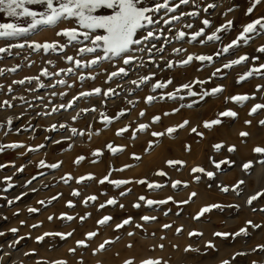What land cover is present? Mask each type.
I'll return each instance as SVG.
<instances>
[{"label":"rangeland","instance_id":"374dc122","mask_svg":"<svg viewBox=\"0 0 264 264\" xmlns=\"http://www.w3.org/2000/svg\"><path fill=\"white\" fill-rule=\"evenodd\" d=\"M156 2L157 0H144V6H154ZM172 3L178 4L179 0H172ZM207 4H215L217 7L204 12L203 9ZM250 4L251 0H195V3L180 5L176 13H168V16L199 11L198 17L185 16L180 22L174 21L171 25L161 23L141 29L138 33L140 36L144 35L148 28L163 29L158 40L146 42L147 46L155 44L156 48H164V51L159 53L153 50L152 57L155 59V64L150 62L147 53H137V55L143 56L144 67L136 66L139 61L124 66L117 58L95 66V71L87 68L80 70L85 74L99 73L95 80L86 79L80 82L74 75H64L63 73L60 77L41 78L45 85L55 82L56 79H65L68 84L73 85L71 88L66 85H57L55 89L44 87L36 91H28L27 89L30 88L37 89L35 81L31 84L26 82L24 85L12 82L39 75L40 70L44 67H47L50 72L69 67V63L61 57L76 56V49L73 47H68L65 52H49L48 54L43 51L33 52L27 47L23 50L12 49V55L0 54L2 57L0 69L5 70L4 75L0 76V85L5 86L0 91V102L7 99L11 100L14 105L12 108L0 109V123L5 122L8 117L13 118V130L7 136L4 134L7 131L6 128L0 130V143L20 142L25 145L24 148L8 149L0 153V164L15 165V167L9 166L0 169V232L5 233L4 236H0V264H37V262L51 264L56 260H65L67 264H78L81 257L83 264H124L126 259H133L135 264H140L141 260L149 257L159 258L166 264H221L225 260L230 264H253V261L256 264H264V251H253L257 245L264 244V211H262L264 196L253 201L252 205L247 204L250 196L264 191V164L257 162L264 157L252 151L255 146L264 147V126L259 124L260 120H264V110H260L255 115H249L254 104L264 103V91H256L257 85H264V76H253L244 82H236L248 68L264 63V53L257 50L261 45H264V35L254 37L248 44H241L239 48H234L224 56L215 59L213 64H201L194 60L185 67L176 66L168 69L165 66V61L183 60L188 53L212 55L219 48L230 43L242 30L244 24L259 16H264V2L256 7L251 16L245 15ZM28 7L34 11L44 10L42 5H28ZM229 8H233V11L228 12ZM225 12L227 15H224ZM161 16H164L163 9L156 14V18ZM203 19L212 22L211 27L205 30L206 34H210L216 27L229 19L233 20L234 26L230 32L221 33L222 39L218 42L201 44L199 42L189 43L188 37L183 41L173 39L177 30L183 29L188 33L197 31L203 27L201 23ZM9 22L20 23L24 26L28 23L25 18L17 19L9 17L5 12H0V23ZM188 23H191L193 27L191 29L183 28V25ZM72 26L74 24L69 22H63L57 27L42 25L29 39L40 43L53 40H60L63 43L64 39L57 37L56 32L61 28ZM24 39L25 37H21L12 42L22 43ZM166 39L171 43H165ZM6 42L4 39H0V47H4ZM174 48H182L187 51L176 54L173 52ZM241 55L249 57L244 65L223 69L217 77H212L216 68L222 67L227 60L235 59ZM254 57H258V59H253ZM86 58H90V56ZM48 60H52L55 67L47 64ZM156 64H159L160 67L157 68ZM17 65L19 67L16 72L7 71ZM119 66L126 67L128 75L105 83L107 74ZM149 72H154L156 75L148 85L135 88V85L129 83L131 80L138 79L139 76L148 75ZM169 78L173 80L171 85L165 89H157L155 93L152 92V83L157 80L166 81ZM196 79L209 81L202 86L194 85L193 90L198 93L210 90L217 85H223L224 91L215 96H204L202 99L200 96L185 95L184 99L165 98L161 100L158 98L152 105L145 103V97L148 95L159 97L161 94L173 92L180 84ZM118 84L121 87H117ZM8 85H12L14 89L12 93H8ZM96 87L105 90L111 87L120 94L109 98L103 96L82 98L72 108L60 109L52 115H42V113L50 111L53 106L61 103L66 104L79 92ZM130 89H135V91L130 93L128 91ZM52 91L66 92L67 95L52 96ZM237 94H255V99L246 102L243 106L225 100L226 97ZM13 96H23L27 103L19 99L13 100ZM37 96L44 97V100L36 99ZM129 100L136 103L129 104ZM93 107L96 109L95 112H80L81 109ZM121 109L127 110L126 114L105 127L101 122V113L115 116ZM173 109H179V111L173 113ZM226 109L236 111L238 116L234 119L222 118L223 123L214 126L211 130L203 127L204 121L215 119L219 112ZM141 110L145 113L143 117L139 115ZM77 113H80L79 117L73 120L72 117ZM164 113H170V115L165 116ZM157 115L161 116V122L153 124L152 117ZM17 117L19 118L17 119ZM184 120H188L189 125L179 130L172 138L167 135L154 138L151 135L153 131H164L167 127L177 125ZM246 120H251L252 123L245 124ZM140 123L151 126L146 132H139L133 138L132 131ZM53 124L58 126L57 130L47 131L46 129ZM60 124L68 125L69 129L76 128L78 131H84L85 135L73 136L70 130L59 128ZM125 125H131L129 131L122 136H117V130ZM193 127L202 132L203 137L192 133ZM241 131L249 132L250 135L247 138H242L239 135ZM89 132L93 133L91 138L87 135ZM97 132L99 134H96ZM65 137H71V139H64ZM54 140H62V143L55 144ZM149 141H153L155 146L145 151ZM110 143L114 146H123L124 150L113 155L107 148ZM217 143H222L225 146L220 152L213 148V145ZM40 144H43L44 147L38 152L28 153L26 151L27 147H36ZM228 145H235L237 150L229 153ZM186 146H190V150ZM96 149H100L103 155L93 156L92 153ZM21 153L26 154L21 155ZM133 153L140 156V160L134 159ZM79 156H84L85 159L79 164H75L74 161ZM225 158L235 163L223 165L221 170H216L212 161ZM40 160H45L47 164L59 162L62 164L58 169L39 168L37 164ZM168 160H179L184 164L169 167L166 163ZM249 160L253 161V167L245 172L242 165ZM125 165H131V167L124 171H117ZM20 166L25 168L22 173L16 172V168ZM196 166L215 172V177L209 180L203 174H195L201 176L199 182H196L191 171ZM159 169L166 172L167 176L155 175ZM109 172H111L109 176L111 180H131L133 182L122 185L120 188L107 182L99 184L98 180L108 175ZM66 173H71L76 178L92 173L96 180L77 184L73 179L65 184L60 178ZM5 176H11V182L14 184V187L8 191H3L6 187L3 179ZM33 176L36 179L30 185L25 186L26 181L32 179ZM140 179L155 181L164 184L165 187L162 190H150L144 184L135 183ZM175 180L186 181L187 187L181 186L173 189L171 181ZM241 180L245 183L240 186L238 195L237 192L231 191V188ZM225 185L230 188L227 193L220 191L219 186ZM32 189H36V191ZM74 189L80 192V196L71 195ZM127 189H131V192L127 196H120V192ZM192 192H196L198 195L194 198V202L188 204L170 201L167 204L149 208L141 202L142 206L139 209L132 207L141 195L154 200L172 196L174 201L179 202L187 200ZM22 193L27 194L12 205L7 204L5 197L14 199ZM89 195H96L98 200L95 204L89 203L86 207L83 200ZM53 196H57L58 199L48 203ZM110 197H115L119 203L116 206L99 209V204L104 203ZM40 200H44L45 204H39ZM68 201H72L75 207H67ZM119 204H123L125 207L120 208ZM209 204H220L224 207L213 209L199 220L193 219L200 208ZM229 205H238L239 207H229ZM30 207L37 208L39 211L29 213ZM166 212L167 215H165ZM14 213H18V215H14ZM61 213L74 216L76 219L73 221L62 220L59 218ZM88 213L91 215L81 222L79 217ZM105 215L113 217V220L109 222L110 226L100 228L99 235L88 241L87 249L78 248L76 241L85 239L87 232L96 230V221ZM144 215L155 216L157 219L144 223L140 220V217ZM49 216H53L54 219L49 221ZM129 216L133 217V223L118 231L115 230V224ZM249 220L261 227L253 228L247 225L246 222ZM21 221H24L23 225H21ZM34 224L39 227L33 228ZM136 224L144 226L137 228ZM164 224H171V229H164L162 227ZM180 227L183 228V231L181 234H177L176 229ZM242 227L248 228V235L234 238L232 236L221 238L213 235L215 232L235 233ZM11 228L19 229L18 233H11L9 231ZM191 231L201 232L203 235L189 237L188 233ZM45 232H72L73 235L65 240L50 236L38 242L36 237ZM129 232L135 234L129 236ZM20 237L23 239L10 248L9 245ZM117 237H119L118 240ZM106 239H111L114 243L93 255V249ZM208 241H212L215 248H206L205 245ZM129 244L132 245L131 248L127 246ZM161 244L164 246L162 249L159 247ZM174 245L178 247H173ZM188 245L199 249V251L185 252L184 249ZM70 248L77 250L75 253H70ZM238 252L246 253V255L236 256L235 254ZM25 253L32 254L25 255ZM234 256L235 258H233Z\"/></svg>","mask_w":264,"mask_h":264},{"label":"snow or ice","instance_id":"6c2138e0","mask_svg":"<svg viewBox=\"0 0 264 264\" xmlns=\"http://www.w3.org/2000/svg\"><path fill=\"white\" fill-rule=\"evenodd\" d=\"M264 0H251L250 6L247 8L245 15L251 16L256 9L258 5H260ZM189 3H195V0H179L178 4H173L172 0H162V2H157L154 4V6H144V0H0V12H5L9 17L14 18H25L28 23L26 26L15 23V22H9V23H0V39H4L6 42L4 47H0V54H7L12 55V49H20L23 50L25 47L32 50L33 52H40L43 51L45 54H48L49 52L56 53V52H65L68 47H73L76 49V56H69L65 55L61 57L62 59L66 60L69 63V67L67 68H60L59 70L55 72H50L47 67H44L40 70L39 75L36 76H29L25 77L24 79L20 80H14L12 83L17 85H24L26 82L28 84H31L33 81L37 83V89H27L28 91H36L39 88L49 87L52 89H55L57 85L64 86L71 88L73 85L68 84L67 80L65 79H56L55 82H50L48 85H45L41 78H51V77H60L63 73L64 75L72 74L76 77L77 80L80 82L85 81L86 79H92L95 80L97 78V74L88 73L85 74L83 71H80L81 69H92L95 71V66L101 65L104 61H113L114 59H119L122 62V65L128 66L132 65L134 62L139 61V63L136 64L137 67H144V59L142 55H137V53H147L149 55V60L151 63L155 64V59L152 57L153 50L156 52H163L164 48H156L155 44H151L150 46H147L146 42H151L152 40H158L160 38V35L163 33V29L160 28H148L146 33L142 36L138 35L141 29H146L150 25H160L163 23L164 25H171L173 22H180L183 17H198L199 11H190V12H182L178 15L174 14L170 17L168 16V13H176L177 9L180 7V5H187ZM28 5H42L44 7L43 11H34L31 8L28 7ZM198 7V6H197ZM217 5L215 4H207L206 7H204L203 11L208 12L209 9L216 8ZM164 10V16H161L159 18H156V14L161 12V10ZM110 10V11H109ZM233 11V8H229L228 12ZM224 15H227V12L224 13ZM63 22H69L74 24L72 27H65L61 28L59 31L56 32L57 37H61L64 39V42L61 43L60 40H53V41H45L43 43H40L35 40H30L29 37L35 33L37 28L40 26H48V27H57L59 24ZM203 27L199 28L197 31L188 33L184 31L183 29L177 30L173 39L176 41H183L186 37H188V42H199L201 44H206L208 42H218L221 41V33H227L230 32L234 26L233 20L229 19L224 24H221L220 26L216 27L214 31H212L210 34H206V29L211 27V21L208 19H203L201 21ZM193 25L191 23L184 24L183 28L191 29ZM171 31V29H169ZM264 35V16H259L256 19L250 20V22L244 24L242 26V30L239 32V34L236 36L235 39H233L230 43L225 44L223 47L219 48L214 54L212 55H206V54H195V53H188L186 58L179 61H165V66L168 69H171L173 67L179 66V67H185L192 63L194 60L201 62V64L207 63V64H213L215 62V59H218L225 54L229 53L234 48H239L241 44H248L249 41H252L254 37ZM25 37L24 41L21 42H12L13 40H17L18 38ZM165 43H171L170 40L165 41ZM259 52L264 53V45H261L258 49ZM186 49L182 48H174L173 52L176 54H180L181 52H186ZM90 56V58H86ZM2 59V57H0ZM163 59V57H161ZM253 59H258V57H254ZM249 60V57L247 55H241L235 59H229L227 62H225L222 67L216 68L215 71L212 73V77H217L219 74L222 73L223 69H231L234 66L237 65H244ZM34 63V62H33ZM47 64L52 65L55 67V64L52 60H48ZM124 66L116 67L114 71H111L107 74V78L105 83H108L110 81H113L117 77H125L128 75V69ZM12 67L10 69H7L8 72H16L17 68ZM156 67L159 68V64H156ZM5 70L0 69V76L4 75ZM156 73L149 72L148 75H142L139 76L136 80H131L129 83L132 85H135V88H140L142 85H148L154 78ZM253 76H264V63L259 64L258 66H253L248 68L246 72L241 74L238 79L237 83H241L246 81L247 79L253 77ZM211 79V78H210ZM209 81L205 80H199L196 79L194 81H190L188 83L180 84L175 88L173 92H168L161 94L159 97L156 95H148L145 97V103L148 105H152L155 100L158 98L163 100L165 98L175 100L177 98L184 99V96H200L202 99L204 96H215L224 91L223 85H217L216 87L206 90L202 93H198L193 90L194 85H204L208 83ZM173 83V80L171 78L167 79L166 81H160L157 80L155 83L151 84V90L153 93L156 92L157 89H165L169 85ZM4 85H0V91L4 89ZM117 87H121L120 84L117 85ZM8 93H12L14 89L12 88V85L7 86ZM130 93L135 91V89L128 90ZM256 91H264V85H257ZM120 93L116 91V89L109 87L108 89H101L99 87L93 88L91 90L87 91H81L78 93V95L74 96L72 100L68 101L66 104L61 103L59 105L51 107L50 111L42 113V115H52L53 113L58 112L60 109H69L72 108L73 105L79 101L82 98H90V97H101L109 98L111 96H118ZM52 96L61 95L66 96V92L57 93L56 91H52ZM13 100L19 99L22 102H25V97H12ZM36 99H39L41 101L44 100V97L37 96ZM255 99V94L248 95V94H237L230 97H226V101H232L235 104L243 106L246 102ZM129 104H134L136 102L129 100ZM31 106V105H29ZM14 107L11 100H4L0 102V109L4 108H12ZM188 107H191V105H188ZM260 110H264V103H256L254 104L250 111L249 115H255ZM96 109L93 107L91 109H81L80 112H95ZM125 109H121L120 112L115 116H107L105 113H101V122L107 127L108 125L112 124L114 120L120 119V117L124 116L126 114ZM179 109H173V113L178 112ZM80 113H77L76 116H73L72 119L76 120L79 117ZM141 117L145 115L144 111L141 110L139 113ZM165 116L170 115V113H164ZM238 116V113L236 111H233L232 109H226L222 112H219L217 114V117L212 120H207L203 122V127L205 129L211 130L214 126L221 125L223 123L222 118H236ZM19 117H17L18 119ZM161 116H153L152 117V123H160L161 122ZM188 120H184L183 122L173 125L170 127H167L164 131H153L151 133L152 137L154 138H161L167 135L168 137L172 138L174 135L181 129L186 128L189 125ZM252 123L251 120H246L245 124L250 125ZM259 124L261 126H264V120H260ZM13 118L8 117L5 122L0 123V130L7 129V131L4 132L5 136H7L13 129ZM150 124L140 123L137 125V127L132 131L133 138L136 137V134L139 132H146L150 128ZM57 125L53 124L50 126V128L46 129L47 131H56ZM91 127V125H89ZM131 125H125L122 128H119L116 132L117 136H122L126 132L129 131V128ZM59 128L61 129H67L70 130L73 136H84V131H78L76 128H70L66 124H60ZM192 133H195L197 136L203 137V133L199 132L196 127H193L191 129ZM96 134H99L98 132ZM89 138L93 135V133L89 132L87 133ZM240 137L247 138L250 133L246 131H241L239 133ZM46 139H48L46 137ZM64 139H71V137H65ZM53 143L60 144L62 143V140H54ZM155 146L153 141H149L147 148L145 151H148L152 149ZM25 145L20 142H13V143H0V153L5 152L8 149H20L24 148ZM44 145L40 144L36 147H27L28 153H35L38 152L39 149L43 148ZM224 144L217 143L213 145V148L215 151L220 152L224 148ZM108 150L113 154H117L118 152H122L123 146H114L113 144L107 145ZM188 150H190V146H186ZM236 146L235 145H228L227 151L229 153L235 152ZM252 151L255 154H258L261 157H264V147L261 146H255ZM26 153H21V155H24ZM93 156L99 157L103 155V152L100 149L94 150L92 153ZM133 158L136 160H140V156L136 155L135 153L132 154ZM85 159L84 156H79L74 161L75 164H79L81 161ZM258 163L264 164V159H260L257 161ZM167 165L169 167H175L177 165H183V161L179 160H168L166 161ZM214 167L216 170H221L223 165H231L234 164V161H230L229 159L225 158L223 160H213L212 161ZM62 162L59 163H52L47 164L45 160H40L37 164V167L39 168H51V169H58L61 167ZM15 167L14 164H0V169H4L6 167ZM131 167V165H125L121 169H117V171H124L126 168ZM253 167V161L249 160L245 162L242 165V168L245 172L250 170ZM25 170L24 166H20L19 168H16V172H23ZM192 173L194 174V180L196 182H199L201 179L200 175L195 174H203L207 176L209 180H212L216 173L213 171H207L205 168L201 166H196L192 168ZM111 175V172H109L108 175H105L102 179L98 180L99 184H104L105 182L114 185L117 188H120L122 185H127L132 183L131 180H111L109 179V176ZM155 175L157 176H167V173L164 172L162 169H159L156 171ZM4 183L6 187L3 189V191H8L9 189L14 187V184L11 182L12 177L11 176H5ZM36 177L33 176L32 179L26 181L25 186L30 185L33 180H35ZM61 181L63 183L68 184L70 180L75 179L77 184H84L86 181H93L96 180V177L89 173L84 176H80L78 178L73 177L71 173H66L64 176H62ZM135 183L138 184H144L147 186L150 190H162L165 185L155 182V181H148L146 179H140L135 181ZM245 182L243 180L238 181L232 188L231 191L237 192L239 195V189L242 184ZM187 187L186 181L181 180H175L171 181V187L173 189H177L179 187ZM47 187V185H45ZM220 191L227 193L230 191L229 186H219ZM33 191H36V189H32ZM131 192V189H127L126 191H121L120 196H127ZM27 193H22L19 196H16L14 199H5L7 200L8 205H12L15 201H18L22 198V196L26 195ZM72 196L78 197L80 196V192L76 189H74L71 193ZM198 195L196 192H192L189 194V197L187 200L176 202L173 200L172 196H168L166 199L162 200H154V199H148L147 197L141 195L137 198V202L132 205L133 208L139 209L143 202L144 206H147L149 208L153 206H159L169 203L170 201L174 203H181V204H188L190 202H194V198ZM264 196V191H260L255 193L254 195L250 196L247 200V204L252 205L253 201L257 200L258 198ZM57 196H53L50 198L48 203H51L53 200H57ZM98 200V197L96 195H89L86 196L83 200V204L87 207L89 203L95 204V202ZM39 204L44 205L45 201L40 200L38 201ZM118 200L115 197L108 198L104 203L99 204V209H103L107 206H116L118 204ZM67 207L74 208L75 205L72 201L67 202ZM120 208H124L125 206L123 204H119ZM224 207L220 204H209L205 205L204 207L200 208L199 212L196 214V216L193 217L195 220H199L202 216H204L206 213L211 212L213 209H219ZM229 207H239L238 205H229ZM29 213H34L39 211L37 208L30 207L28 209ZM264 211V209H262ZM14 215H18V213H14ZM91 214L88 213L85 216H80L79 219L81 222L85 221L88 216ZM167 215V212L165 213ZM60 219L62 220H68L73 221L76 219V217L68 215L66 213H61ZM4 219H7V217H4ZM49 221L53 220V216L48 217ZM157 217L155 216H149L144 215L140 217V220L144 223H148L150 221H155ZM113 220V217L111 215H105L98 219L96 221L97 229L94 231H89L85 234V239L77 240L76 245L78 248H84L87 249L89 247L88 241L93 240L95 237L99 235V229L105 226H110V221ZM21 225L24 224V221L20 222ZM133 223V217L129 216L125 219H123L120 223L115 224V230L123 229L126 225H130ZM247 225L253 227V228H259L261 227L258 224H253L251 220L246 222ZM143 224H136L135 227L137 228H143ZM33 228L39 227V225L34 224L32 225ZM164 229H171V224H164L162 225ZM9 231L13 234L18 233L19 229L17 228H11ZM183 231V228H177L176 232L177 234H181ZM134 232H129V236H133ZM4 232H0V236H4ZM73 235L72 232H45L42 235L36 237L37 241H43L45 237H59L62 240L67 239L68 237H71ZM189 237L193 236H202L203 233L197 232V231H191L188 233ZM216 237L221 238H227L229 236L238 237L240 235H248V228L242 227L239 229V231L235 233H228V232H215L213 233ZM23 239V237H20L18 240L14 241L12 244L9 245L10 248L14 247L15 244L19 243V240ZM119 237H117V240ZM161 239H164V237H161ZM114 243L111 239H106L102 243L98 245L97 248L93 249V255L103 251L106 249V246ZM129 248L132 247L131 244L127 245ZM159 247L162 249L164 246L163 244L159 245ZM173 247H178L174 245ZM206 248H215V245L212 241H208L205 245ZM76 248H70V253H75ZM261 250L264 251V244L257 245V248H254L253 251ZM185 252H198L199 249L193 248L191 245H188L185 249ZM32 253H25V255H31ZM236 256L246 255V253L238 252L235 254ZM235 258V256L233 257ZM37 264H41V262H37ZM51 264H67V261L65 260H56L51 262ZM78 264H83V258L81 257ZM124 264H135V261L133 259H126L124 261ZM140 264H166V262H163L161 259H153L151 257L147 259H143L140 261ZM221 264H230L229 261L225 260L222 261ZM253 264H256L255 261H253Z\"/></svg>","mask_w":264,"mask_h":264}]
</instances>
